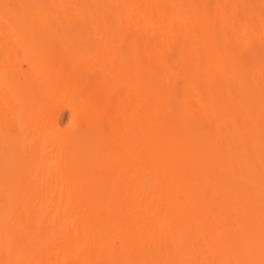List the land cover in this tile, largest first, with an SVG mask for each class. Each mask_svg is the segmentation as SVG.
I'll use <instances>...</instances> for the list:
<instances>
[{"label":"bare ground","instance_id":"1","mask_svg":"<svg viewBox=\"0 0 264 264\" xmlns=\"http://www.w3.org/2000/svg\"><path fill=\"white\" fill-rule=\"evenodd\" d=\"M0 264H264V0H0Z\"/></svg>","mask_w":264,"mask_h":264}]
</instances>
